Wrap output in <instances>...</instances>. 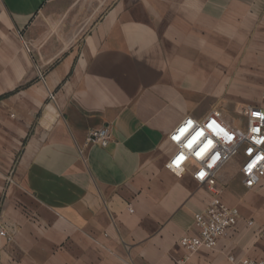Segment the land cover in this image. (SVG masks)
Returning <instances> with one entry per match:
<instances>
[{
    "label": "crops",
    "instance_id": "crops-1",
    "mask_svg": "<svg viewBox=\"0 0 264 264\" xmlns=\"http://www.w3.org/2000/svg\"><path fill=\"white\" fill-rule=\"evenodd\" d=\"M263 85L264 0H0V264L264 262L246 225L264 224V178L220 173L240 219L190 254L212 195L165 169L183 119L235 123ZM104 126L107 147L85 143Z\"/></svg>",
    "mask_w": 264,
    "mask_h": 264
},
{
    "label": "built area",
    "instance_id": "built-area-1",
    "mask_svg": "<svg viewBox=\"0 0 264 264\" xmlns=\"http://www.w3.org/2000/svg\"><path fill=\"white\" fill-rule=\"evenodd\" d=\"M49 98L54 99L52 95H49ZM261 98L264 101V85ZM236 115L239 120L235 123L226 122L221 112L216 109L199 120L185 118L167 136L173 146V152L165 163V169L178 177L190 171L193 180L198 185L205 186L212 195L208 205L194 215V235L183 236L179 240L180 247L190 254L200 249L215 248L218 240L233 229L240 219L238 209L226 206L221 200L223 188L218 181L220 173L228 165L235 163L241 183L248 190L257 187L264 178V107H242ZM188 121H192V127L180 141L174 140L173 136L179 135V130L186 127ZM201 131L203 135L197 136ZM224 133H227V136ZM228 136L232 139L229 140ZM110 139L109 128L104 126L90 130L83 140L87 144L105 148ZM190 141L192 146L188 147ZM208 141L212 143L205 148ZM201 149L204 151L198 157L196 153L201 152ZM180 157L183 159H179ZM178 160L179 167L176 164ZM201 172L204 173L202 178ZM129 212L132 210L129 209ZM246 225L256 226L257 234L264 237V224L256 225L250 220ZM0 237L6 238L2 229ZM186 259L175 264H183ZM229 261L232 264H264L263 261L236 260L234 257H229Z\"/></svg>",
    "mask_w": 264,
    "mask_h": 264
},
{
    "label": "snow or ice",
    "instance_id": "snow-or-ice-1",
    "mask_svg": "<svg viewBox=\"0 0 264 264\" xmlns=\"http://www.w3.org/2000/svg\"><path fill=\"white\" fill-rule=\"evenodd\" d=\"M215 122H213V124H214ZM192 127V121H188V123H187V126L186 127H184V128H181L180 130H179V135H175V136H173V139L174 140H176V141H180L181 140V137L189 130V128H191ZM209 127L211 128L212 127V125H209ZM218 127V126H217ZM220 131H223V129H220ZM225 134V136H227V133H224ZM203 135V132L201 131V132H199V133H197V136H202ZM196 138L194 137L193 138V140H195ZM228 139L230 140V139H232V137L231 136H228ZM211 143H212V141H208V144L207 145H205V148H207V147H209L210 145H211ZM192 146V141H190L189 142V145H188V147H191ZM204 151V149H201V152H197L196 153V155L199 157L200 155H201V153ZM179 159H183V157H180ZM176 164H177V167H179V160L178 161H176ZM204 176V173L203 172H201L200 173V177L202 178Z\"/></svg>",
    "mask_w": 264,
    "mask_h": 264
},
{
    "label": "rangeland",
    "instance_id": "rangeland-1",
    "mask_svg": "<svg viewBox=\"0 0 264 264\" xmlns=\"http://www.w3.org/2000/svg\"><path fill=\"white\" fill-rule=\"evenodd\" d=\"M233 117H234L236 120H239L238 117H235V115H233ZM5 233H6V232H5ZM11 239H12L11 235H7V234H6V238H5V240L7 241V243L11 242Z\"/></svg>",
    "mask_w": 264,
    "mask_h": 264
},
{
    "label": "bare ground",
    "instance_id": "bare-ground-1",
    "mask_svg": "<svg viewBox=\"0 0 264 264\" xmlns=\"http://www.w3.org/2000/svg\"><path fill=\"white\" fill-rule=\"evenodd\" d=\"M46 118L48 119V121L49 120H52V119H55V116H54V114H48L47 116H46ZM45 121V120H44ZM49 123V122H48Z\"/></svg>",
    "mask_w": 264,
    "mask_h": 264
}]
</instances>
